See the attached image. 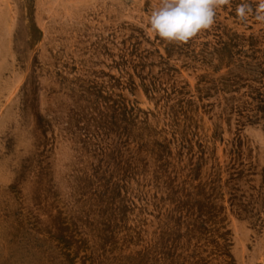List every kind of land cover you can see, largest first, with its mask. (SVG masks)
Returning a JSON list of instances; mask_svg holds the SVG:
<instances>
[{"label": "rangeland", "instance_id": "374dc122", "mask_svg": "<svg viewBox=\"0 0 264 264\" xmlns=\"http://www.w3.org/2000/svg\"><path fill=\"white\" fill-rule=\"evenodd\" d=\"M159 4L0 0V264H264L260 0Z\"/></svg>", "mask_w": 264, "mask_h": 264}, {"label": "clouds", "instance_id": "9594fccd", "mask_svg": "<svg viewBox=\"0 0 264 264\" xmlns=\"http://www.w3.org/2000/svg\"><path fill=\"white\" fill-rule=\"evenodd\" d=\"M230 0H160L159 7L152 11L150 29L161 39L184 44L202 30L215 23L216 9L229 4ZM251 6L245 2L237 8L241 19H246ZM258 21L264 22V0L256 10Z\"/></svg>", "mask_w": 264, "mask_h": 264}, {"label": "bare ground", "instance_id": "6f19581e", "mask_svg": "<svg viewBox=\"0 0 264 264\" xmlns=\"http://www.w3.org/2000/svg\"><path fill=\"white\" fill-rule=\"evenodd\" d=\"M264 263V262H263Z\"/></svg>", "mask_w": 264, "mask_h": 264}]
</instances>
